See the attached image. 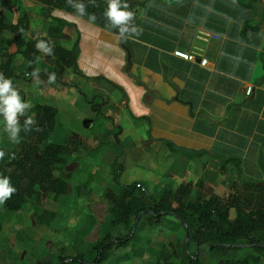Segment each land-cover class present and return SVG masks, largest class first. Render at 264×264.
<instances>
[{"label": "crops", "instance_id": "crops-1", "mask_svg": "<svg viewBox=\"0 0 264 264\" xmlns=\"http://www.w3.org/2000/svg\"><path fill=\"white\" fill-rule=\"evenodd\" d=\"M3 1L8 22L25 12L39 36L52 26L51 18L65 22L68 38L60 44L69 48L78 39L79 85L97 97L112 98L116 91L106 107L122 123V176L125 167L136 170L129 183L159 196L174 188L173 181H202L220 197L245 183L264 184V0H119L134 13L121 25L129 27L122 36L75 13H47L36 0ZM36 22L43 25L38 31ZM175 50L195 53L197 60H181ZM97 77L119 90L93 81ZM46 86L61 89L57 82Z\"/></svg>", "mask_w": 264, "mask_h": 264}, {"label": "trees", "instance_id": "trees-1", "mask_svg": "<svg viewBox=\"0 0 264 264\" xmlns=\"http://www.w3.org/2000/svg\"><path fill=\"white\" fill-rule=\"evenodd\" d=\"M36 1L43 5L47 13L54 9L75 13L92 24L121 36L129 31V27H123L127 30L121 32V25L112 26L106 15V0ZM257 1L259 0H255ZM51 24L47 33L39 36L31 30L29 17L25 12L13 23L0 14V32L11 36L6 37L0 46V74L3 75L0 83L10 79L13 90L18 91L21 80L27 82L36 78L48 82L52 73H55V81L67 71L82 77L77 65L78 39L69 48L62 46L60 41L68 38L63 32L66 23L51 18ZM39 43H43L49 50L45 51L43 48L46 53L43 56L37 47ZM12 47L14 51H11ZM17 56L22 59L19 65L16 64ZM40 62L48 66V69L39 71ZM22 66L25 70L20 69ZM93 81L106 82L119 90L103 77L94 78ZM96 98L98 97L94 96L87 100L94 114L93 120H110L117 129L113 134L114 142L120 147L121 127L113 122V118L102 113L101 110L107 105L106 101L102 99L100 103H96ZM24 113L25 116L19 117L21 131L15 148L0 146V151L5 153L3 159H0V180L8 178L9 187L16 189L10 198L0 203V214L3 211L18 212L28 203L38 205L46 197L56 201L59 197L68 195L71 190L68 181L72 173L65 172L63 167L67 165L69 157L77 158L81 150V144L77 140H71L68 144L48 142L56 125L57 110L53 106L36 103L31 108H25ZM28 116L32 117L34 124L30 131L25 132L23 124ZM0 119L4 122L3 116ZM115 157L117 159L119 156L115 154ZM113 165L116 166L113 167V183L120 189L118 192L106 189L102 196L107 205V229L99 235L87 254L61 255L54 264H101L113 250L128 245L142 220L151 225L160 223L165 217L174 220L183 236H176L173 243L162 246L153 264H203L200 258L203 250L211 254L215 251L235 252L243 248L248 252L246 256L221 258L216 264H262L263 185L245 183L227 197H220L202 181H197L182 183L176 188L164 189L159 196H152L137 181L121 185L123 164L115 160ZM230 211L234 212L232 217ZM32 216L37 225L49 226L56 214L50 210H42L40 213L33 212ZM88 255L95 256L92 262L85 259ZM174 259L177 260L176 263Z\"/></svg>", "mask_w": 264, "mask_h": 264}, {"label": "rangeland", "instance_id": "rangeland-1", "mask_svg": "<svg viewBox=\"0 0 264 264\" xmlns=\"http://www.w3.org/2000/svg\"><path fill=\"white\" fill-rule=\"evenodd\" d=\"M3 2L0 0V14H3ZM40 27L43 25L39 22L33 23L32 28L36 31L40 30ZM5 39L6 35L0 33V46ZM39 49L42 56L46 54L43 48ZM11 51H14V47ZM21 62L22 59L17 56L16 64ZM39 65L38 70L48 69L43 62ZM20 69L25 70L24 66ZM70 74L71 72L67 71L59 77L58 82L55 81L61 87L59 90L48 88L47 81L36 78L27 82L21 80L19 83L18 92L22 102L30 103L31 107L36 103L47 104L57 110L55 129L48 142L68 144L71 140H77L81 144V150L77 158L69 157L67 165L64 166L66 172H72L68 181L71 188L68 195L61 196L56 201L46 197L38 205L28 203L18 212L3 211L0 214V264H54L61 255L87 254L99 235L107 229V205L102 196L106 189L116 192L120 189L113 183V167H116L113 164L115 160L121 163L120 147L115 144L113 138L117 129L108 119L93 120L94 114L87 100L93 99L96 91L92 93L89 87L83 88L79 85L78 77ZM115 96H118L116 91L113 97ZM113 97L104 94L96 98V103L103 99L112 104ZM109 107L105 105L101 111L112 118L113 111L111 112ZM113 122L122 125L116 117ZM96 140L98 145H93ZM0 146L8 149L16 146V142L10 140L1 119ZM113 153L119 157L113 160ZM133 169L125 167L124 176L121 174L120 177L121 185L129 184V173H136ZM159 180L163 184L168 181L167 177ZM170 186L175 188L177 185L173 181ZM146 191L156 196L155 192L151 194L147 189ZM42 210H52L56 214L49 226L37 225L34 221L32 213H40ZM173 221L172 218L165 217L160 223L150 225L142 220L128 245L113 250L101 264H153L162 246L173 243L176 236H183L182 230ZM247 254L245 250L215 251L211 254L203 250L200 258L203 264H216L221 258H242ZM94 257L88 255L85 259L92 262ZM173 261L177 262L176 259Z\"/></svg>", "mask_w": 264, "mask_h": 264}, {"label": "clouds", "instance_id": "clouds-1", "mask_svg": "<svg viewBox=\"0 0 264 264\" xmlns=\"http://www.w3.org/2000/svg\"><path fill=\"white\" fill-rule=\"evenodd\" d=\"M129 5L124 3L121 7L119 0H108V11L106 15L112 22V26L126 25L130 20L134 19V13L132 11H127ZM122 8L124 10H122ZM126 28H120L121 32L126 31ZM133 33H137V28L133 27L131 29ZM38 48H45L43 43L37 44ZM45 51H49L45 48ZM3 75L0 74V79ZM55 73L49 77V83L55 82ZM12 82L10 79L3 80L0 83V116L4 118L5 131L8 133L10 140L17 142L19 139V133L21 131V126L19 123V117L25 116L24 109L26 107H31L28 102H22L19 92L13 90ZM34 124L32 117L28 116L24 120L23 130L28 132L31 130V126ZM39 130V129H37ZM5 153L0 151V159H3ZM14 158V157H12ZM9 179L5 178L0 180V203H3L6 199L16 191L15 188L9 187Z\"/></svg>", "mask_w": 264, "mask_h": 264}, {"label": "built area", "instance_id": "built-area-1", "mask_svg": "<svg viewBox=\"0 0 264 264\" xmlns=\"http://www.w3.org/2000/svg\"><path fill=\"white\" fill-rule=\"evenodd\" d=\"M212 38H215V37H212ZM172 54L175 57H177V58H179L181 60L187 61V62H195L197 60V55L195 53H187V52H183L181 50H175ZM199 64L202 67H206L207 64H208V61L205 58H201L199 60ZM251 91H252V88L251 87H248L246 89V91H245L246 97H249L250 96Z\"/></svg>", "mask_w": 264, "mask_h": 264}, {"label": "water", "instance_id": "water-1", "mask_svg": "<svg viewBox=\"0 0 264 264\" xmlns=\"http://www.w3.org/2000/svg\"><path fill=\"white\" fill-rule=\"evenodd\" d=\"M130 67H131V59H130V56L128 54L127 55V68L125 69V71L128 72ZM263 186H264V184H263Z\"/></svg>", "mask_w": 264, "mask_h": 264}]
</instances>
